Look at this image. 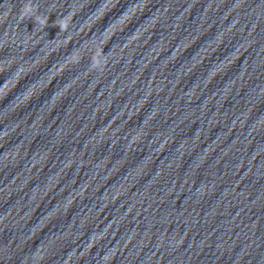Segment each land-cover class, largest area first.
<instances>
[{"label": "water", "instance_id": "1", "mask_svg": "<svg viewBox=\"0 0 264 264\" xmlns=\"http://www.w3.org/2000/svg\"><path fill=\"white\" fill-rule=\"evenodd\" d=\"M27 2L0 0V264H264V0Z\"/></svg>", "mask_w": 264, "mask_h": 264}, {"label": "clouds", "instance_id": "2", "mask_svg": "<svg viewBox=\"0 0 264 264\" xmlns=\"http://www.w3.org/2000/svg\"><path fill=\"white\" fill-rule=\"evenodd\" d=\"M34 12H35V8L33 7L32 0H28V2L24 5V7L22 9V15L25 16V15H28V14L34 13ZM69 17H72V16L69 15V16H65V17L60 19L59 27L61 30H67V28H68L67 21L69 20ZM36 19L42 25H46L47 21H48V17H44V16H37Z\"/></svg>", "mask_w": 264, "mask_h": 264}]
</instances>
